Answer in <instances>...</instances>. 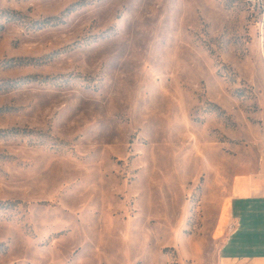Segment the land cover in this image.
I'll return each instance as SVG.
<instances>
[{"label":"rangeland","instance_id":"obj_1","mask_svg":"<svg viewBox=\"0 0 264 264\" xmlns=\"http://www.w3.org/2000/svg\"><path fill=\"white\" fill-rule=\"evenodd\" d=\"M264 164V0H0V264H218Z\"/></svg>","mask_w":264,"mask_h":264},{"label":"crops","instance_id":"obj_2","mask_svg":"<svg viewBox=\"0 0 264 264\" xmlns=\"http://www.w3.org/2000/svg\"><path fill=\"white\" fill-rule=\"evenodd\" d=\"M216 238L218 264H264V164L236 176L222 204Z\"/></svg>","mask_w":264,"mask_h":264}]
</instances>
